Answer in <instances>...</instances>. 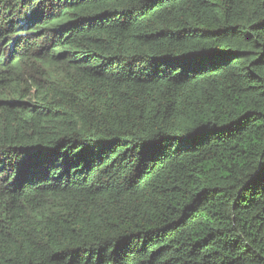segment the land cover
Returning a JSON list of instances; mask_svg holds the SVG:
<instances>
[{"label":"trees","instance_id":"1","mask_svg":"<svg viewBox=\"0 0 264 264\" xmlns=\"http://www.w3.org/2000/svg\"><path fill=\"white\" fill-rule=\"evenodd\" d=\"M0 264H264V0H0Z\"/></svg>","mask_w":264,"mask_h":264}]
</instances>
